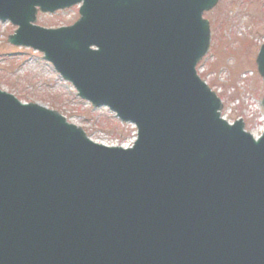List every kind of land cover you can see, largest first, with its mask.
Segmentation results:
<instances>
[{
  "label": "water",
  "instance_id": "1",
  "mask_svg": "<svg viewBox=\"0 0 264 264\" xmlns=\"http://www.w3.org/2000/svg\"><path fill=\"white\" fill-rule=\"evenodd\" d=\"M77 1L0 0V17L139 137L93 142L0 89V264H264V134L221 119L195 69L217 0H84L73 26L32 24Z\"/></svg>",
  "mask_w": 264,
  "mask_h": 264
},
{
  "label": "rangeland",
  "instance_id": "2",
  "mask_svg": "<svg viewBox=\"0 0 264 264\" xmlns=\"http://www.w3.org/2000/svg\"><path fill=\"white\" fill-rule=\"evenodd\" d=\"M37 16L38 24L58 27L72 24L79 12L76 6L53 14L38 12ZM204 17L210 21L211 45L198 66L199 73L219 93L225 115L231 120L244 117L246 128L259 135L264 130L260 106L264 82L256 57L264 43V0H219ZM15 29L10 21H0L1 88L23 101L61 112L97 142L133 143L136 128L132 123L122 122L107 106L94 107L81 99L41 52L12 44L8 37Z\"/></svg>",
  "mask_w": 264,
  "mask_h": 264
},
{
  "label": "trees",
  "instance_id": "3",
  "mask_svg": "<svg viewBox=\"0 0 264 264\" xmlns=\"http://www.w3.org/2000/svg\"><path fill=\"white\" fill-rule=\"evenodd\" d=\"M218 65H219V64H218ZM218 65H217V66H218ZM213 67H215V68H216V66H215V65H214Z\"/></svg>",
  "mask_w": 264,
  "mask_h": 264
}]
</instances>
